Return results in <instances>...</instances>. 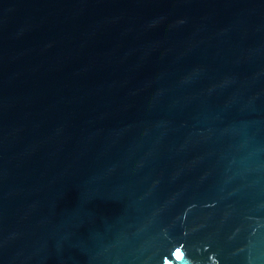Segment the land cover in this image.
<instances>
[{
  "label": "water",
  "instance_id": "1",
  "mask_svg": "<svg viewBox=\"0 0 264 264\" xmlns=\"http://www.w3.org/2000/svg\"><path fill=\"white\" fill-rule=\"evenodd\" d=\"M0 264H264V0H0Z\"/></svg>",
  "mask_w": 264,
  "mask_h": 264
}]
</instances>
